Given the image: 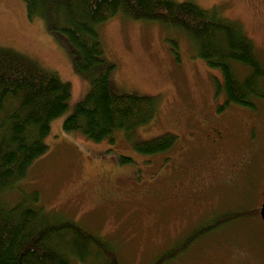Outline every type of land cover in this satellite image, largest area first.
Listing matches in <instances>:
<instances>
[{"label": "rangeland", "instance_id": "rangeland-1", "mask_svg": "<svg viewBox=\"0 0 264 264\" xmlns=\"http://www.w3.org/2000/svg\"><path fill=\"white\" fill-rule=\"evenodd\" d=\"M188 1L241 23L264 62V0ZM98 34L104 58L115 64L114 83L157 101L153 119L130 140L123 131L94 141L63 129L88 81L46 20L30 18L24 0H0V46L28 55L70 86L67 108L44 138L47 150L3 199L15 204L37 192L45 210L110 241L120 264H149L184 242L187 248L164 264H264V222L251 213L264 197V99L255 108L224 106L220 71L196 56L187 36L157 22L117 13ZM213 129L221 132L220 148L207 144ZM166 133L175 140L161 153L132 144ZM201 226L209 230L188 240Z\"/></svg>", "mask_w": 264, "mask_h": 264}, {"label": "trees", "instance_id": "trees-1", "mask_svg": "<svg viewBox=\"0 0 264 264\" xmlns=\"http://www.w3.org/2000/svg\"><path fill=\"white\" fill-rule=\"evenodd\" d=\"M24 2L30 18H43L49 31L64 38L75 71L88 81L85 96L63 121L66 131H78L94 141L123 131L130 140L137 127L155 116V97L121 90L113 81L115 64L104 58L98 26L117 13L157 22L187 36L196 56L220 71L224 106L255 108L264 99V62L253 40L241 23L221 16L214 7L203 9L188 0ZM69 96V84L56 72L0 46V264H120L110 241L59 211L45 210L37 204V192L15 204L2 196L45 153L50 122L66 110ZM174 140L166 133L132 144L141 153L156 154L169 149ZM251 213L259 215V209ZM203 226L188 240L209 230ZM186 246L178 243L149 264H164Z\"/></svg>", "mask_w": 264, "mask_h": 264}, {"label": "flooded vegetation", "instance_id": "flooded-vegetation-1", "mask_svg": "<svg viewBox=\"0 0 264 264\" xmlns=\"http://www.w3.org/2000/svg\"><path fill=\"white\" fill-rule=\"evenodd\" d=\"M203 131H205V129ZM221 137H222L221 132L217 129H213V134H211L210 136L206 138L208 141L207 144L211 147L218 146L220 148Z\"/></svg>", "mask_w": 264, "mask_h": 264}, {"label": "water", "instance_id": "water-1", "mask_svg": "<svg viewBox=\"0 0 264 264\" xmlns=\"http://www.w3.org/2000/svg\"><path fill=\"white\" fill-rule=\"evenodd\" d=\"M259 215H260L262 221L264 222V198H263L262 203H261L260 208H259Z\"/></svg>", "mask_w": 264, "mask_h": 264}]
</instances>
